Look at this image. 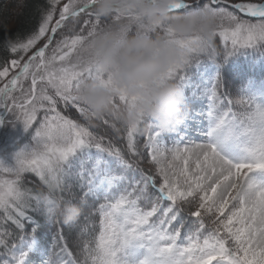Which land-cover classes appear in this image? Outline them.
Wrapping results in <instances>:
<instances>
[{
	"label": "snow or ice",
	"instance_id": "1",
	"mask_svg": "<svg viewBox=\"0 0 264 264\" xmlns=\"http://www.w3.org/2000/svg\"><path fill=\"white\" fill-rule=\"evenodd\" d=\"M37 7L29 33L0 29V129L15 130L0 135V264H264V89L252 84L264 0H174L172 12L219 23L211 41H178L166 78L183 91L182 122L168 129L97 118L76 95L99 75L78 47L116 17H97L94 0Z\"/></svg>",
	"mask_w": 264,
	"mask_h": 264
},
{
	"label": "clouds",
	"instance_id": "2",
	"mask_svg": "<svg viewBox=\"0 0 264 264\" xmlns=\"http://www.w3.org/2000/svg\"><path fill=\"white\" fill-rule=\"evenodd\" d=\"M94 3L97 17L116 19L87 37L77 49L80 66L99 74L80 80L76 90L79 101L97 118L117 116L126 124L151 120L162 129L178 126L182 122L183 91L176 81L166 78L185 56L178 41L193 37L200 43L211 41L219 23L217 15L211 10L176 14L171 11L174 0ZM158 25L165 31H156ZM119 95L129 97L131 103L116 104ZM79 213V208L71 206L63 217L65 223L74 222Z\"/></svg>",
	"mask_w": 264,
	"mask_h": 264
},
{
	"label": "trees",
	"instance_id": "3",
	"mask_svg": "<svg viewBox=\"0 0 264 264\" xmlns=\"http://www.w3.org/2000/svg\"><path fill=\"white\" fill-rule=\"evenodd\" d=\"M41 3L43 0H0V29H10L13 36L17 32L21 35L29 33L38 27L39 11L37 6ZM6 19L7 23L5 24ZM7 34V32L4 33V35ZM3 54L2 47H0V56ZM110 135L112 138H120L114 132Z\"/></svg>",
	"mask_w": 264,
	"mask_h": 264
},
{
	"label": "rangeland",
	"instance_id": "4",
	"mask_svg": "<svg viewBox=\"0 0 264 264\" xmlns=\"http://www.w3.org/2000/svg\"><path fill=\"white\" fill-rule=\"evenodd\" d=\"M63 2H66V0H62V3ZM236 2H246V0H236ZM55 18H58V16L57 17H55ZM54 18V19H55ZM79 27V26H78ZM46 41L44 40V39H42L41 41H39L38 42V44H37V47H40V46H42L43 45V43H45ZM218 43H219V41H218ZM242 59V58H241ZM257 63H259V61H257ZM227 67V66H226ZM252 84H253V86L254 87H258V88H262V89H264V81H259V80H253L252 81ZM249 86V85H248ZM72 115L73 116H78V114L77 113H75V111H73V113H72ZM81 122H83V121H81ZM15 130L14 129H11L10 127L7 129V132H5V130L4 129H0V135H4L5 137H6V135H8V134H11L12 132H14ZM94 131H96L98 134H100V135H104L105 137H106V140H107V138H109V137H111L112 138V136L110 135L113 131H112V129L111 128H109L108 126H105V125H100L98 128H96V129H94ZM123 133H121L120 134V138H112L114 141H115V143H116V145L118 146V147H125L126 146V142L125 141H123ZM122 137V138H121ZM121 139V140H120ZM38 182V181H37Z\"/></svg>",
	"mask_w": 264,
	"mask_h": 264
}]
</instances>
